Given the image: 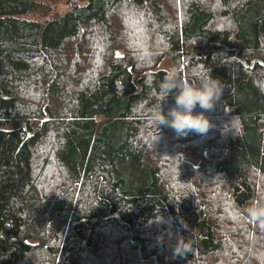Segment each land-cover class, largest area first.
Returning <instances> with one entry per match:
<instances>
[{
  "label": "trees",
  "instance_id": "obj_1",
  "mask_svg": "<svg viewBox=\"0 0 264 264\" xmlns=\"http://www.w3.org/2000/svg\"><path fill=\"white\" fill-rule=\"evenodd\" d=\"M43 1L0 0V264H264V0ZM171 79L207 133L156 140Z\"/></svg>",
  "mask_w": 264,
  "mask_h": 264
},
{
  "label": "clouds",
  "instance_id": "obj_2",
  "mask_svg": "<svg viewBox=\"0 0 264 264\" xmlns=\"http://www.w3.org/2000/svg\"><path fill=\"white\" fill-rule=\"evenodd\" d=\"M173 89L178 90L175 94V105L165 114L162 102L168 98L169 93ZM221 95L222 90L216 79L206 80L199 86H192L176 79L163 83L158 97V107L153 114V122L157 128L155 133L156 140L159 138L158 134L161 125L170 127L177 135L182 136H187L193 131L201 134L207 133L213 127V122L205 113L216 107ZM197 106L202 111L196 112ZM226 126L224 127V131ZM247 211L254 221L264 219V205L254 202ZM160 219L162 217L155 220ZM160 238L162 240L163 235ZM173 247L175 256H183L192 251L190 242L183 236H179L176 239Z\"/></svg>",
  "mask_w": 264,
  "mask_h": 264
},
{
  "label": "rangeland",
  "instance_id": "obj_3",
  "mask_svg": "<svg viewBox=\"0 0 264 264\" xmlns=\"http://www.w3.org/2000/svg\"><path fill=\"white\" fill-rule=\"evenodd\" d=\"M36 1H38V5L36 6L35 10L30 14V16L33 17V18H40V17L44 18V17L48 16V14L50 13V10H52V9L56 10L59 7L63 11V9L65 8L64 7V3H62V2H59L58 6H55V5H52V4H48L47 2H45L43 0H36ZM41 4H44V5L40 6ZM187 158L189 160H192L189 154H187ZM137 175L138 174L135 172L134 175L131 176V177L132 178L134 176L137 177Z\"/></svg>",
  "mask_w": 264,
  "mask_h": 264
},
{
  "label": "snow or ice",
  "instance_id": "obj_4",
  "mask_svg": "<svg viewBox=\"0 0 264 264\" xmlns=\"http://www.w3.org/2000/svg\"><path fill=\"white\" fill-rule=\"evenodd\" d=\"M117 55H119V54H117Z\"/></svg>",
  "mask_w": 264,
  "mask_h": 264
}]
</instances>
